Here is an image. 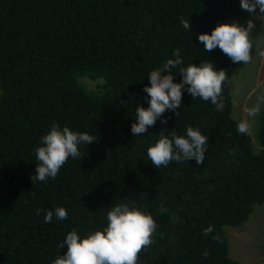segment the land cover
<instances>
[{
	"label": "trees",
	"instance_id": "1",
	"mask_svg": "<svg viewBox=\"0 0 264 264\" xmlns=\"http://www.w3.org/2000/svg\"><path fill=\"white\" fill-rule=\"evenodd\" d=\"M252 17L240 0H0V264H52L67 252L59 245L70 231L85 238L102 230L122 202L151 212L160 226L139 264H241L225 226L243 225L264 204V110L259 152L237 131L226 87L222 112L184 91L178 116L168 110L136 137L131 125L136 108L149 106V73L176 49L183 67L212 60L231 79L238 63L219 48L205 52L198 36ZM172 72L181 82L179 69ZM53 123L97 140L81 145L82 156L55 179L33 184L35 149ZM189 126L209 138L203 164L156 168L147 149L165 129L183 136ZM57 207L67 219L45 222Z\"/></svg>",
	"mask_w": 264,
	"mask_h": 264
},
{
	"label": "clouds",
	"instance_id": "2",
	"mask_svg": "<svg viewBox=\"0 0 264 264\" xmlns=\"http://www.w3.org/2000/svg\"><path fill=\"white\" fill-rule=\"evenodd\" d=\"M240 7L264 22V0H240ZM231 21L218 23L210 34H200L199 42L203 44L205 52L219 48L233 63L249 64L252 61L254 20L248 19L247 26L236 20ZM180 23L185 30H191L188 20L181 18ZM173 55L175 59L167 60L162 67L149 73L150 86L146 85L143 89L150 98L149 106L136 108L135 122L131 125L134 137L147 133L168 110L178 116L177 110L182 105L184 91L193 99L199 97L206 102L211 101L217 111L222 112L226 106L224 89L231 85L226 70H218L212 60L183 67L180 50L176 49ZM259 55L264 57V51ZM174 68H178L182 76L179 83L174 81ZM262 106L264 94L257 97L252 107L245 108L246 116L251 119L246 118L238 123L237 131L241 135L252 134L255 118ZM161 123L166 124L167 119L161 120ZM96 140L88 132L74 131L68 126L61 128L59 124L53 123L50 131L41 137L40 146L35 149L38 163L36 173L31 177L33 184L55 179L70 157L82 156L81 145L88 146ZM208 141L209 138L199 128L189 126L183 136L178 135L175 129L170 134L165 129L157 142L147 149V156L156 168L183 160H195L200 165L204 162ZM40 211L42 209L37 211V215ZM158 211L163 214L167 209L161 206ZM54 215L58 220H65L68 212L64 207H57L55 212L47 211L45 222H51ZM159 227L151 212L135 204L118 203L107 212V226L102 230L91 232L85 238H81L75 229L70 231L59 245L60 249L67 245V252L59 255L52 264H139L140 253L153 244ZM213 231L210 225L203 230V234L209 236ZM212 238L219 240L218 235ZM203 254L208 255L207 251Z\"/></svg>",
	"mask_w": 264,
	"mask_h": 264
},
{
	"label": "rangeland",
	"instance_id": "3",
	"mask_svg": "<svg viewBox=\"0 0 264 264\" xmlns=\"http://www.w3.org/2000/svg\"><path fill=\"white\" fill-rule=\"evenodd\" d=\"M259 11V10H258ZM255 29L252 33V61L238 67L231 77V85L226 86L233 98V117L238 120L251 119L246 116L245 108L252 107L257 97L264 94V57L259 53L264 51V22L253 16ZM247 26V23L244 24ZM81 80L89 88H96L99 81L82 77ZM102 80V79H98ZM260 114L255 118L251 136L255 152L262 149L258 139ZM225 234L229 240V253L241 264H264V204L256 205L250 219L241 226H225Z\"/></svg>",
	"mask_w": 264,
	"mask_h": 264
}]
</instances>
